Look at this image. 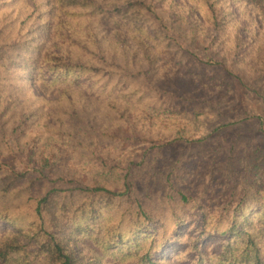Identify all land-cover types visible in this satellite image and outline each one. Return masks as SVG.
Instances as JSON below:
<instances>
[{
    "label": "trees",
    "instance_id": "obj_1",
    "mask_svg": "<svg viewBox=\"0 0 264 264\" xmlns=\"http://www.w3.org/2000/svg\"><path fill=\"white\" fill-rule=\"evenodd\" d=\"M11 1L12 14L0 0V264H107L106 254L118 264H264L262 122L249 149L221 162L192 149L206 137H184L167 118L166 90L147 127L157 121L171 137L132 134L128 147L143 144L130 151L135 161L98 156L91 177L61 168L90 136L73 122L78 105L87 112L88 98L103 97L121 118L120 103L140 96L127 80L152 87L147 74L170 49L188 55L181 82L198 104L228 110L236 91L259 97L244 74L264 73V0Z\"/></svg>",
    "mask_w": 264,
    "mask_h": 264
},
{
    "label": "rangeland",
    "instance_id": "obj_2",
    "mask_svg": "<svg viewBox=\"0 0 264 264\" xmlns=\"http://www.w3.org/2000/svg\"><path fill=\"white\" fill-rule=\"evenodd\" d=\"M8 2H11V4ZM3 3L7 4L4 7L5 10H11L12 14V1L3 0ZM10 19L12 20V17ZM10 19L9 22H11ZM15 21L18 23L16 19ZM170 33L172 35V32ZM173 34L178 41L183 42L186 46L188 45L201 59H214L215 51L204 50L203 43L185 40V36H182L177 29H173ZM187 58L189 57L185 52L175 48L170 49L169 53L163 54V58L157 64L156 69L151 74H147L152 79V87L143 84L139 75L129 78L127 88L138 89L140 96L120 103V106L124 109L121 118L119 112L105 105L106 99L103 97L91 96V98H88L92 108L87 112L79 108L78 105L77 112L80 117L73 122L79 129H87L90 136H86L85 139L81 140L80 136L78 137V140L74 142L77 149L72 150L69 148L73 152L67 151L68 155L65 157L67 161L61 165V168L65 172L69 171L79 176L86 175L89 177L90 173L96 171L99 166V160H96L98 156L109 160L114 159L116 162L135 161L134 154H131L130 151L139 149L143 144L132 142L133 146L128 147L130 141L127 140V137L132 134L136 135L137 138L142 136L157 138L160 135L166 138L171 137L173 131L157 127L160 124L157 121L154 127H147L149 119H154L151 115L157 116L163 113L165 103L170 97L166 90H172V94L174 93L173 103L167 104L171 107L169 110L171 113L167 118L171 116L176 120L184 137L193 140L206 137L204 141L194 143V148H192L194 151H202L203 149L217 157L219 161L224 162L228 157L235 160L238 155H242L249 149L257 138L258 132L256 130L260 122L264 126V73L244 74L247 84L260 93L259 97L255 94L236 91L230 97L229 109L217 110L213 109L207 102L198 104L197 101L192 99L190 90L185 86L183 87L181 82L183 79L180 76L186 75V66L190 63H187ZM123 60V57H114L117 65L116 70L126 69L123 66ZM128 68L132 73L138 70L134 65H130ZM183 91L186 92V95H183ZM185 97H187V100H184ZM153 102L154 104L161 103L160 106H156L154 111L150 110L149 107ZM82 118L89 121V123H85ZM218 127L220 129L214 131ZM102 132H104V135H102ZM98 134H101V137L99 136L97 140L96 136ZM177 145L174 144L173 148H176ZM180 146L182 147V145ZM1 227L2 224L0 223ZM177 246L178 244L172 241L165 244L157 253L158 255L167 254ZM81 249L83 251L95 249L96 253L101 251L94 242L88 240L81 241ZM105 263L118 264L117 257L106 254Z\"/></svg>",
    "mask_w": 264,
    "mask_h": 264
}]
</instances>
